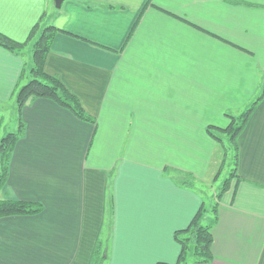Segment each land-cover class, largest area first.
Segmentation results:
<instances>
[{
  "label": "crops",
  "instance_id": "crops-1",
  "mask_svg": "<svg viewBox=\"0 0 264 264\" xmlns=\"http://www.w3.org/2000/svg\"><path fill=\"white\" fill-rule=\"evenodd\" d=\"M45 12L58 29L45 71L96 124L49 99L24 107L0 200L43 211L0 219V264H92L105 239L107 264L176 263L174 235L203 203L185 181L210 176L215 133L263 92L264 0H0V32L25 42ZM31 66L30 46L0 45V141ZM238 145L211 264H264V98Z\"/></svg>",
  "mask_w": 264,
  "mask_h": 264
},
{
  "label": "trees",
  "instance_id": "trees-1",
  "mask_svg": "<svg viewBox=\"0 0 264 264\" xmlns=\"http://www.w3.org/2000/svg\"><path fill=\"white\" fill-rule=\"evenodd\" d=\"M46 17L45 12L38 23L32 28L25 42H17L0 32V45L2 47L17 53L23 52L29 46L32 48V66L29 71H23L18 83L19 85H17L18 87L15 90L18 109L17 130L7 134L0 141V190L8 181L13 151L18 141L26 135V124L22 118V111L27 104L39 98L49 99L57 105L70 110L79 120L96 124V119L87 113L80 99L67 89L60 78L55 75H50L45 71V63L48 55L51 53L53 39L58 32L56 27L45 23ZM263 98L264 89L262 95L252 103L248 110L240 117H234L231 124L221 130L230 137L231 144L234 148V169L231 171L228 179H226L223 188L217 194L215 205L209 208L206 205V201L203 200L201 207L189 226L175 233V240L181 247L179 257L175 264H211L214 261L212 224H215L217 220L220 199L230 189L235 177L239 179V135ZM212 134L215 136L214 133ZM217 138L221 140V138ZM185 184L189 188H194L190 180L185 181ZM42 211L43 206L38 203L14 199L0 200V219L9 216H34ZM113 213L111 202L106 223V231L109 232L111 231ZM210 215H213L212 218H214V221H211L207 225L205 220ZM108 259L109 241L108 239L100 240L97 243L92 264H107Z\"/></svg>",
  "mask_w": 264,
  "mask_h": 264
},
{
  "label": "rangeland",
  "instance_id": "rangeland-1",
  "mask_svg": "<svg viewBox=\"0 0 264 264\" xmlns=\"http://www.w3.org/2000/svg\"><path fill=\"white\" fill-rule=\"evenodd\" d=\"M262 93H260V96ZM258 98H255L253 102H255ZM17 116L18 109L14 102L8 108V111L5 113V126L3 128V133H12L17 130ZM241 115L236 116L237 118ZM224 127H227L224 126ZM218 137L221 138V144L215 154L216 161L211 168L210 176L205 181H199L196 179H188L192 181L193 187L201 193L202 198L206 201V205L209 208H212L216 203V195L223 188L226 179L231 174V171L234 169V157L235 151L231 144L230 137L227 134H223L222 132L215 133ZM7 134H5L6 136ZM4 136V137H5ZM1 171V170H0ZM187 181V180H186ZM215 200V202H214ZM214 202V203H213ZM213 215H210L205 223L208 225L210 221H214L212 218ZM159 264V263H158ZM175 264V263H173Z\"/></svg>",
  "mask_w": 264,
  "mask_h": 264
},
{
  "label": "water",
  "instance_id": "water-1",
  "mask_svg": "<svg viewBox=\"0 0 264 264\" xmlns=\"http://www.w3.org/2000/svg\"><path fill=\"white\" fill-rule=\"evenodd\" d=\"M53 1H54V4H55V7H56L57 9H61L62 6H63V4H64V2H65L66 0H53Z\"/></svg>",
  "mask_w": 264,
  "mask_h": 264
}]
</instances>
